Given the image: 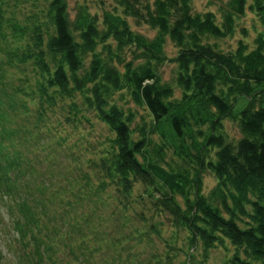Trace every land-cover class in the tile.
Listing matches in <instances>:
<instances>
[{"label":"trees","instance_id":"trees-1","mask_svg":"<svg viewBox=\"0 0 264 264\" xmlns=\"http://www.w3.org/2000/svg\"><path fill=\"white\" fill-rule=\"evenodd\" d=\"M193 1L0 0V198L12 199L17 240L40 264H95L96 203L107 192L163 245L148 264H264V0H209L219 18ZM249 12L253 41L223 48ZM32 112L56 143L71 128L86 148L78 179L63 174L57 191L34 184L18 149L39 140L22 122ZM66 191L94 211L52 214ZM123 233L108 238L116 250L100 264L137 261L133 245L118 250Z\"/></svg>","mask_w":264,"mask_h":264},{"label":"rangeland","instance_id":"rangeland-1","mask_svg":"<svg viewBox=\"0 0 264 264\" xmlns=\"http://www.w3.org/2000/svg\"><path fill=\"white\" fill-rule=\"evenodd\" d=\"M76 1L77 0H70L72 9L74 8ZM193 8L198 12L212 11L216 14L217 18L220 16L219 4L216 3L213 4V6H210L209 0H194ZM95 10L96 9H93V11ZM254 23H257L255 17H253L250 12L247 13L245 18L240 21V29L237 35L233 39L221 42L222 47L225 49L235 48L240 41V38H244L249 42L253 41L256 35L255 28L253 27ZM243 28L247 30L246 36L242 33ZM136 30L145 33L151 38L154 36V32H151L144 25L142 27H136ZM167 51L169 52V56H174L176 54V50L172 43L168 44ZM174 70L175 68L171 64H167L164 67L163 77L165 81L172 80L174 77ZM17 77L18 75L9 80L12 86L17 85ZM22 122L30 127L33 135L39 139L38 141H31L30 148H25L20 145L18 146V149L24 153L26 160L31 161L32 166H34V184L39 187L42 181H51V185L54 184L53 188L57 191V189L63 187V184L65 183V180H63V174L66 173L69 177L78 179V175L73 171L77 165L78 159L83 158L86 154V148L85 145L82 147V143L79 141L76 132H73L74 130L69 128L67 139L62 140L61 145H59V143L54 141L52 135L45 133L54 132V129L49 131L50 129L45 128L47 122L41 121V127L35 128V123H38L39 120L37 115L33 112L31 113V116L28 114L27 117H24ZM227 125L229 135L232 137L238 136L237 127L230 123ZM100 132L101 129L98 127L97 132H92L93 135L88 139V142L94 144L99 135H102ZM204 180L206 191H210V189L216 184V180L209 173L204 175ZM63 196H55L56 202L52 214H58V218L64 219L63 216L65 215L66 217H78L80 219L81 216L86 215L89 211H94L92 207L85 206L83 202H76L77 198H75L69 191L64 192ZM103 199L105 200V205L102 206L100 204L102 197L96 203L98 204V208L95 220L96 225L99 227L100 248L103 253L99 258H95V264H100L101 261L104 263L103 260L106 262L108 259L107 257L115 252L116 249L114 247H108V238L112 237L113 239H116L120 234H125L123 233V230H126V233H131V236L123 238L125 242L122 243L118 250L123 252L129 246L133 245V251L137 253L136 257H138V259L132 264H148L150 255L153 254V252H162L163 245H161V242L156 238V235L151 234L152 239L148 238L150 235V229L147 225H143L141 221L136 219L131 211L119 212L121 209L119 206L115 205L114 195L111 194V192L104 194ZM11 204L12 199L8 198V200H6L0 198V264H40L35 255L36 251L33 250L32 247L25 245L24 242L19 239L17 240V233L14 231L13 224V217L17 216V211L15 209H8V206ZM135 229L138 230L134 231ZM141 231L143 234H141V236L137 235ZM132 232L136 234L134 235ZM163 234L165 235V238L168 236L165 231ZM136 236L138 239H136ZM141 239L142 242L135 245L138 241H141ZM209 264L219 263L218 260L213 259Z\"/></svg>","mask_w":264,"mask_h":264}]
</instances>
